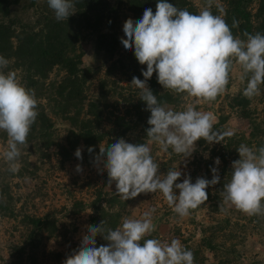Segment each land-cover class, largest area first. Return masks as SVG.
I'll list each match as a JSON object with an SVG mask.
<instances>
[{"label":"trees","instance_id":"obj_1","mask_svg":"<svg viewBox=\"0 0 264 264\" xmlns=\"http://www.w3.org/2000/svg\"><path fill=\"white\" fill-rule=\"evenodd\" d=\"M157 2L158 0H74L75 13L68 20L57 21L47 0H0V55L9 60V66L4 71H17L18 78L25 87L34 90L38 102V117L27 138L28 146L22 147L21 152L38 150L42 157L48 159L46 150L54 142L58 165H61L80 146L83 157L80 164L92 165L95 164L94 157L99 154L100 147L106 148L119 138L134 144L148 143L146 129L150 127L147 121L151 113L147 110L146 103L139 99V89L119 85L118 81L109 80L106 76L117 72L126 80H132L134 76L141 80L144 78L134 50L126 54L119 51L117 12L125 8L138 21L146 8H151L155 13ZM167 2L181 9L186 8L194 14L200 11L193 0ZM200 2L203 7L205 0ZM219 3L225 7V19L230 27L234 17L239 21V27L232 29L235 36L243 39L245 31L264 34V0H219ZM211 10L213 14H220L215 7ZM127 19L129 18L125 17L124 22ZM86 39L90 43L88 49L93 62L91 66L83 64L85 52L80 42ZM103 66L105 77L97 81L96 94L87 95L89 80ZM51 73L54 75L52 78L49 77ZM147 83L158 102L174 110L178 108L183 96L165 90L158 83L155 73ZM245 86L246 82H241L234 93L225 91L222 97L227 108L247 123V137H236L234 134L224 137L218 148H210V157L215 155L222 163L218 168L220 182L206 189L208 200L200 206H206L216 214L222 213L215 216L213 222L206 227H200V246L214 252V255L219 252L218 264H242L244 257L253 250L251 243L247 242V224L248 233H254L256 240L264 245V215L248 216L234 207L226 212L221 210L223 185L231 177L232 167L229 162L233 163L240 158L238 147L241 144L253 148L264 145V107L261 108L262 113L250 107L251 100L242 94ZM40 98L45 99L44 104L40 102ZM218 99L219 96L211 104ZM223 103L220 102L217 108L213 105L204 106L206 111H211L216 117L215 130L223 131V124L228 117V113H224ZM46 109L58 122H52ZM258 114L260 117L256 116ZM57 124L65 125V129H62L64 135L60 140L51 139ZM196 145L190 160L192 166L189 177L193 183L197 179L201 163L205 165L202 178L212 179L210 163L196 154L197 147L203 148L207 143L201 139ZM89 147L94 149L93 153L88 152ZM19 160L22 164L18 173H10L6 168L8 177H22L24 173L32 176L35 167L32 171L27 170V155L22 153ZM174 160V157L167 159L166 170L172 168ZM103 178L108 181L107 173ZM15 200L17 198L11 193L8 178L0 174V216L15 219L19 215L17 222L23 231L21 240L9 246L8 264H38L42 240L54 237L57 232L56 213L46 211L36 215L20 209L18 214ZM116 203H119L116 193L97 189L90 201L74 200L68 208L62 206L61 210L76 214L88 207L91 211L89 225H99L104 221L105 229H115L119 213L108 209ZM103 204L107 205V209ZM193 212L195 210L191 211ZM102 241L105 240L98 235L97 246L103 245ZM186 248L194 253L195 262L203 259L198 255L200 249ZM58 256L59 253H56L55 257Z\"/></svg>","mask_w":264,"mask_h":264},{"label":"clouds","instance_id":"obj_2","mask_svg":"<svg viewBox=\"0 0 264 264\" xmlns=\"http://www.w3.org/2000/svg\"><path fill=\"white\" fill-rule=\"evenodd\" d=\"M47 4L57 21L68 20L75 13L74 0H47ZM213 7L220 14H213ZM225 16L219 0H205L198 14L158 0L155 13L146 8L140 20L134 23L129 18L124 22V49H134L139 64L146 65L144 79L134 76L131 84L139 89V99L151 113L146 129L148 143L134 144L119 138L106 148L100 147L94 157L98 171L107 172L108 184L115 183V193L124 201L159 192L183 218L204 205L208 200L206 189L220 182L218 167H213L211 180L201 177L193 183L186 176L177 183L182 172L169 169L161 174L149 145H158L164 152L171 149L185 159L201 139L211 144L231 137L233 131L215 130V115L197 106L210 104L225 92L234 65L241 70L240 81L246 82L243 96L251 100L261 95L264 34L245 31V38L235 36L232 29L239 27V21L234 17L230 27ZM8 66L9 60L0 55V131L8 137L0 156L7 170L16 174L22 147L28 146L27 138L39 113L34 90L26 88L15 71L5 72ZM154 73L165 90L193 98V102L182 110L162 105L147 83ZM237 151L240 158L232 163L231 177L223 185L221 210L234 207L248 216L264 215V145L253 148L241 144ZM88 152L94 149L89 147ZM75 156L83 159L81 148ZM215 164H220L219 158ZM76 170L82 172V166L77 165ZM156 211L153 207L140 218L125 217L115 229H105L104 221L87 226L80 247L64 264H195L194 253L179 239L169 243L148 238L156 230ZM98 235L108 242L106 246H97Z\"/></svg>","mask_w":264,"mask_h":264},{"label":"rangeland","instance_id":"obj_3","mask_svg":"<svg viewBox=\"0 0 264 264\" xmlns=\"http://www.w3.org/2000/svg\"><path fill=\"white\" fill-rule=\"evenodd\" d=\"M193 1L199 7V10H201L202 7L200 0ZM117 17L119 29L117 35L119 39V51L122 54H126L134 49L126 51L121 43V39L126 38L123 32L124 20L125 17H128L135 23L136 19H134L131 12L127 11L125 8H121L117 12ZM89 44L90 43L87 39L80 42V45L85 52L83 55L84 66L93 65L89 55ZM139 67L141 68V71L146 70V65L139 64ZM104 68V66L101 67L99 71L89 80L90 87L87 95L90 96L92 94H96L97 90L95 86L97 85V81L105 77L103 73ZM240 72L241 70L239 66L234 65L230 74L229 86L225 91L232 94L239 88L241 84L239 79ZM53 76V73H51L49 77L52 78ZM106 77L109 80L118 81L119 85H130L135 88V86L131 84L132 80H126L123 78V75L117 72ZM222 95H220L219 99L213 104L198 105V110L206 111L204 106L206 107L208 105H213V107L217 108L220 102L223 103ZM40 102L44 104L45 99L40 98ZM192 102L193 98L183 96L176 110H182L184 106ZM223 106L224 113H228V117L223 124L224 130L233 131L236 137H239V135L247 137V123L244 120L239 119L232 110H229L225 103H223ZM250 107L255 108L257 111L262 113L263 110H261V108L264 107V85H261V95L251 99ZM122 109L123 108L120 106V110ZM46 112L49 116H51L52 122H58L56 117L51 115L50 111L46 109ZM256 116L260 117V114ZM64 127L65 125L60 124H57L55 128L53 127L54 132L52 133L51 139L60 140L64 135V130H62L65 129ZM7 141V134L0 131V152H2L6 147ZM218 145L219 143H207V145L203 148L200 146L197 147L196 154L201 155L205 162L207 161L210 163V171L213 167L219 168L222 164L221 162L218 166L215 164V160L218 158L217 156L214 155L210 157L212 154L209 152L210 148H218ZM149 146L154 160L160 166L161 174H166L169 170H166L165 168L167 159L174 157L175 160L171 163V165H173L171 169L180 170L182 172V176L177 183L182 182L186 176L189 177L192 166L190 164V160L192 159L194 152L190 157L184 159L182 155L175 154L171 151V149L164 152L158 145L150 144ZM78 148L81 147L79 146ZM46 151L49 154L48 159L42 157L41 151L38 150H32L29 152L22 151L24 155H27V161L29 163L27 170L32 171L35 167L33 169L34 174L32 176L24 173L22 177H8L6 171L7 165L3 161L2 156H0V174H3L8 178L11 193L15 196V198H17V200H15V209L16 211H19L18 214L20 213V209L27 213H34L36 215H41L46 211H55L56 226L58 228L57 232L54 237L42 240L43 245L40 249L42 252L39 253L37 259L39 261L38 264H64L68 255H71L75 250H77V246L81 244L82 237L85 235L87 226H89L88 217L91 211L88 207H85L76 214H70L66 213L65 210L62 211L61 207L63 206L68 208L74 200L88 202L94 197L97 189L115 193V183L113 182L109 185L108 181H105L103 178L107 172L104 171L101 174L95 164H80V159L75 156V152H73L67 160L63 161L61 165H58L59 158L58 154L55 153L54 142L49 145ZM21 164L22 163H20V166ZM229 164L232 167V163L229 162ZM77 165L82 166V172H77ZM204 170L205 165L201 163L200 168H198L196 178H201L203 173L202 171ZM211 175L213 177L212 171ZM118 200L119 203L114 204L108 209L111 212L119 213L116 227L121 224L123 218H140L145 211L155 207L157 210L154 215L156 230L148 238H155L161 240L162 242L169 243L173 238L179 239L185 247L187 246L188 248L200 249L198 251V255L202 256L203 259L199 262H195V264H218L220 253L218 252L214 255V252L205 250L200 246V227H206L209 223L213 222L215 216L222 215V213L216 214L215 212L210 211L206 206H203L196 209L195 212L190 213L187 217L181 218L173 212L172 208L168 206L162 194L159 192L154 194L142 193L136 198L126 201L118 195ZM103 205L107 209V205ZM16 217L17 218L14 219L0 216V264H8L10 261L8 254L9 246L11 244H17L22 238V227L17 222L19 215ZM231 219H233V217ZM248 227L249 224H247L245 233L248 237L247 242L251 243L253 250H251V254L249 253L246 257H244L243 263H240L264 264V245L260 244L256 240L257 236L254 233H248ZM107 243V241H102V244L105 246ZM56 253H59L58 257H55Z\"/></svg>","mask_w":264,"mask_h":264}]
</instances>
